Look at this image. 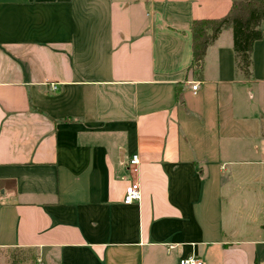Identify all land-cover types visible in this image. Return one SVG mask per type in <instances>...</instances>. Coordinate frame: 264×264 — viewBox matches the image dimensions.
I'll list each match as a JSON object with an SVG mask.
<instances>
[{
	"label": "crops",
	"instance_id": "1",
	"mask_svg": "<svg viewBox=\"0 0 264 264\" xmlns=\"http://www.w3.org/2000/svg\"><path fill=\"white\" fill-rule=\"evenodd\" d=\"M231 3L0 0V252L264 264V20L249 76L231 26L191 50Z\"/></svg>",
	"mask_w": 264,
	"mask_h": 264
},
{
	"label": "trees",
	"instance_id": "2",
	"mask_svg": "<svg viewBox=\"0 0 264 264\" xmlns=\"http://www.w3.org/2000/svg\"><path fill=\"white\" fill-rule=\"evenodd\" d=\"M263 20L264 0H232L225 16L193 20L190 29L193 61L200 62L208 45L217 38L219 32L231 26L236 66L245 76H249L251 51L254 42L262 37ZM177 98L180 99L179 94ZM261 226L264 229V221Z\"/></svg>",
	"mask_w": 264,
	"mask_h": 264
},
{
	"label": "built area",
	"instance_id": "3",
	"mask_svg": "<svg viewBox=\"0 0 264 264\" xmlns=\"http://www.w3.org/2000/svg\"><path fill=\"white\" fill-rule=\"evenodd\" d=\"M49 87L51 90H55L57 88L56 83L49 82ZM192 90L195 91L197 88V83H193L191 86ZM139 164V156L137 153H134L130 156L127 162L128 169L131 173L136 172L138 170ZM141 197L140 185L137 181L133 180L127 184L123 194V202L126 204H130L136 202ZM178 264H204V262L194 254L187 255L181 257L178 261Z\"/></svg>",
	"mask_w": 264,
	"mask_h": 264
},
{
	"label": "rangeland",
	"instance_id": "4",
	"mask_svg": "<svg viewBox=\"0 0 264 264\" xmlns=\"http://www.w3.org/2000/svg\"><path fill=\"white\" fill-rule=\"evenodd\" d=\"M0 264H40V261L34 251L12 250L0 252Z\"/></svg>",
	"mask_w": 264,
	"mask_h": 264
}]
</instances>
